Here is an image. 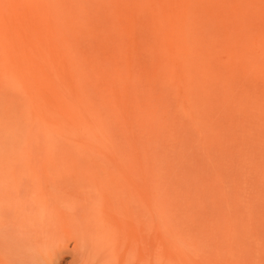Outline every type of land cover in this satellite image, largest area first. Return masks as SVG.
Here are the masks:
<instances>
[{
    "label": "bare ground",
    "instance_id": "bare-ground-1",
    "mask_svg": "<svg viewBox=\"0 0 264 264\" xmlns=\"http://www.w3.org/2000/svg\"><path fill=\"white\" fill-rule=\"evenodd\" d=\"M222 54L229 71L238 64L264 80V0H0V94L5 95L0 128L26 107L30 131L27 147L11 153L21 162L9 173L0 167V264H130L133 255L136 264H149V194L140 173H125L118 185L99 181V174L95 191L89 187L86 195L75 196L57 190L56 201L31 198L26 190L63 177L56 156L74 158V170L66 174L82 178L89 172L78 170L76 155L64 142L63 148L50 146L52 135L81 137L87 150L109 154L107 108L124 117L131 95L143 92L146 109L158 112L162 101L156 88L165 81L186 103L204 83L206 55L222 59ZM146 58L153 61L149 68ZM213 72L207 76L215 81L219 74ZM31 161L41 163L24 170ZM40 166L44 170H37ZM200 235L198 230L191 238ZM161 244L154 255L172 264L171 244ZM191 262L205 264L192 257Z\"/></svg>",
    "mask_w": 264,
    "mask_h": 264
},
{
    "label": "rangeland",
    "instance_id": "rangeland-1",
    "mask_svg": "<svg viewBox=\"0 0 264 264\" xmlns=\"http://www.w3.org/2000/svg\"><path fill=\"white\" fill-rule=\"evenodd\" d=\"M221 56L222 59L220 56L206 55L204 62L207 70L201 74L204 83L191 92L186 103L178 88L165 81L156 88L162 101L158 112L153 108L154 112L146 109L143 92L131 95L124 117H118L107 108L104 113L109 129V154L87 150L78 142L81 137L65 133L62 136L52 135L50 146L54 143L58 148L71 149L81 173L88 170L87 174L90 171L98 173L96 176L91 173L96 184L92 180L91 183L86 181L91 174L84 173L82 178L66 174L74 158L68 160L56 156V169L61 170L63 177L51 180L50 184H34L29 187L32 191L29 188L26 190L27 195L34 199L37 197V200L46 198L53 201L57 190L66 189L76 196L84 190L95 191L93 187L100 186L101 178L105 184L112 182L111 185H118L124 183L122 175L126 178L130 172H138L149 194L146 214L151 254L149 264H162L161 256L157 253L154 255L155 248H162V240L171 244L174 251L167 248L173 252L170 254L174 261L172 264H193L191 257L205 264H264V80L245 74L238 64L229 71L226 55ZM151 62L146 58L148 68ZM213 71L219 74V78L212 75L213 79L217 78L215 81L207 76L214 74ZM252 80L256 84L252 83L254 90ZM4 98L5 95L0 94V115ZM18 110L14 114L16 118L13 115L9 122L7 120L6 124L1 125L3 136L0 134V145L5 142L6 145H2L3 148L0 146V167L5 168V173L13 169V163L21 162L12 158V154L22 151L29 144L27 108ZM21 136L24 137L16 142ZM20 141L22 145H14ZM13 145L18 146V150ZM203 158H206V162ZM126 160L131 163H126ZM29 164L25 165V169L21 166L27 171L37 168L33 162ZM37 170H44V167L40 166ZM98 176L99 183L96 180ZM86 191L85 195L88 193ZM63 197L58 196L59 199ZM193 226L197 229H193ZM198 230L201 232L200 239L195 241L191 237ZM130 259V264H136L134 255Z\"/></svg>",
    "mask_w": 264,
    "mask_h": 264
}]
</instances>
